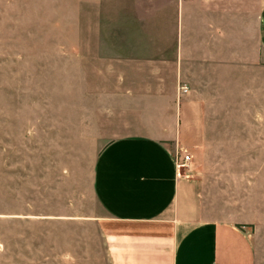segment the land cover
<instances>
[{
	"label": "crops",
	"instance_id": "0c3cea01",
	"mask_svg": "<svg viewBox=\"0 0 264 264\" xmlns=\"http://www.w3.org/2000/svg\"><path fill=\"white\" fill-rule=\"evenodd\" d=\"M100 9L106 34L94 48L117 69L82 122L148 129L110 140L96 161L94 196L115 224L105 233L110 264H264V190L226 197L206 163L208 123H264V0H104Z\"/></svg>",
	"mask_w": 264,
	"mask_h": 264
},
{
	"label": "rangeland",
	"instance_id": "374dc122",
	"mask_svg": "<svg viewBox=\"0 0 264 264\" xmlns=\"http://www.w3.org/2000/svg\"><path fill=\"white\" fill-rule=\"evenodd\" d=\"M103 4L0 0V264H110L115 224L94 196L96 161L110 140L148 129L82 122L117 69L94 48L105 40ZM208 125L218 189L264 190V123Z\"/></svg>",
	"mask_w": 264,
	"mask_h": 264
},
{
	"label": "built area",
	"instance_id": "2783aa9c",
	"mask_svg": "<svg viewBox=\"0 0 264 264\" xmlns=\"http://www.w3.org/2000/svg\"><path fill=\"white\" fill-rule=\"evenodd\" d=\"M180 90L182 92H187L188 91V87L183 85L180 87ZM177 160V166L178 168H183L188 166L189 161L191 160V155L190 154H185L183 157H176Z\"/></svg>",
	"mask_w": 264,
	"mask_h": 264
}]
</instances>
